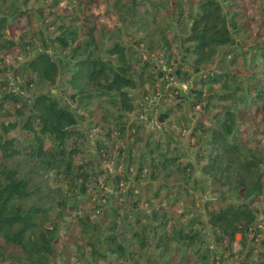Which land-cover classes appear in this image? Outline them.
I'll list each match as a JSON object with an SVG mask.
<instances>
[{
	"label": "trees",
	"instance_id": "1",
	"mask_svg": "<svg viewBox=\"0 0 264 264\" xmlns=\"http://www.w3.org/2000/svg\"><path fill=\"white\" fill-rule=\"evenodd\" d=\"M28 1L0 0V77L9 70L14 75L27 76V82L18 91L8 93L5 90L7 83L0 82V89L4 87L1 99L10 100L15 106L20 104L16 107L19 120L7 123L0 120V264H53V244L59 240L65 228L73 225L80 229L85 241L87 264L105 258L107 252L114 254L120 264H124L126 258L128 262L136 264L131 261V258H135V250L148 251L149 243L145 242L142 231L135 230L126 221L131 235L138 241L137 247L129 249L131 253L127 256L125 246L116 240L114 234L108 233L102 237L99 222L87 213L92 210L93 215H96L94 210L98 206L85 209L79 199L89 190L92 179L101 173L95 169L93 160H85L84 156L81 161L76 160L77 155L85 154L82 147L90 138L92 123L80 124L71 104L60 103L54 95L36 93L31 97L26 96V91L43 85H55L60 81L68 86L71 101L84 110L94 100H98L99 104L105 100L120 111L113 116L116 119L114 128L119 130V136H123L125 122H121L122 117L133 109L131 102L134 95L130 91L146 86L157 93L160 79L154 77L153 72L146 73L145 68H153L154 61L150 62L151 66L146 61L139 71L134 70V63L140 62L138 58L133 59L135 50L125 46L118 38L106 44L105 37H115L123 22L130 23L142 33L141 41L138 40L136 44L148 53L160 54L171 45L168 38L171 24L167 20L170 16L186 30L185 41L189 43L187 48L194 56L193 73L196 74L213 63L219 51L222 55L233 54V31L238 33L247 28L249 34L254 36L257 51L251 56L254 71L248 78L251 83H255V80L261 81L264 76L263 73L255 72L258 60H264V47L259 46L262 38L256 33L259 30L258 21L264 22V7L258 0H230L232 8L227 10L218 0H51L48 7L58 23L56 33L48 34L50 36L46 45L53 46L58 57L54 58L47 50L34 51L22 67L15 68L13 56L4 55V52L13 46L22 47L23 34L32 30L29 26L30 10L24 8ZM163 8L169 10V15L162 13ZM35 12L43 15L41 7L36 8ZM46 18L47 15L42 17ZM13 23L20 30L16 36L11 35L13 29L10 26ZM160 24H163V29H160ZM157 58L163 57L158 55ZM163 75L164 72L160 70L158 76ZM232 76L229 72L203 71L196 76L193 84H199L203 89L193 87L192 92L197 95V99H193L192 106L201 104L203 98L208 99L202 105L204 109H212L223 100L234 102L233 106L222 105L217 116L215 114L216 124L209 129V137L205 139L206 149L198 159L202 162L201 172L213 184L227 185V191L236 193L238 201L227 202L220 207L206 202L204 207L207 225L214 229L217 244L224 245L223 249L231 256L243 255L240 264H260L249 259L253 248L244 254L242 250L233 253L232 243L236 234H240L244 241L252 230L256 218L254 202L264 190V92L258 90L255 97L249 98L248 92L254 91L255 87H245ZM169 90L175 91L173 87ZM214 95L216 98L210 101ZM164 98L168 99V93ZM238 104L244 107L245 112L250 107L259 111L257 119L263 127L254 134L253 137L259 139L253 141L252 148L249 139L241 135L247 130L244 122L246 115L240 117ZM165 116L162 115L161 119ZM17 125L26 132L23 138H6L3 135ZM133 127L136 142H139L144 134L143 126L130 123L127 128L131 130ZM112 131L109 125L106 134L110 136ZM97 146L98 149L104 148V145ZM155 148H159V142ZM101 150L106 152L105 149ZM123 153L119 150L114 159L120 161ZM127 157H130L129 150ZM174 160L161 161V170L168 171L165 177L171 175V169L179 170V163L175 162L171 166ZM188 166H181L182 170ZM153 171L152 176H156L155 169ZM122 179L126 180V177L118 176L116 183ZM167 195L168 191L165 193ZM158 197L159 192L156 190L153 198ZM159 204L157 207L151 206V215L157 223L154 227L160 231L156 247L163 248V255L171 246L165 226L172 218L167 208ZM131 205L130 208L134 210L135 204ZM109 210L112 209H103V215ZM136 214L141 215L139 211ZM107 230L112 232L114 225L108 226ZM194 232L178 231L174 240L186 242L182 246L179 243L180 249L186 244L185 251H188L191 244L200 241V234H197L199 230ZM202 244L193 249L195 254L192 255L195 257L192 261H181V264H201L200 261L208 264L207 250L200 253ZM151 255L147 254L145 264H159V256Z\"/></svg>",
	"mask_w": 264,
	"mask_h": 264
},
{
	"label": "rangeland",
	"instance_id": "2",
	"mask_svg": "<svg viewBox=\"0 0 264 264\" xmlns=\"http://www.w3.org/2000/svg\"><path fill=\"white\" fill-rule=\"evenodd\" d=\"M50 1L29 0L24 5V8L30 10L29 26L32 30L26 32V35L23 34L24 45L22 47L13 46L4 52V55L13 56L15 68L22 67L24 62L29 59L30 53L32 54L34 51L42 52L47 50L54 58L58 57L56 55L58 53L54 51L55 48L46 45L50 36L48 34L50 32L56 33L55 28L58 23L57 18L51 15L52 12L48 7ZM218 1L225 10L231 7L230 0ZM258 3L261 7H264V0H258ZM38 7L43 10L42 16L35 12ZM162 13L169 15L170 12L167 8H163ZM227 14L230 15L229 13ZM46 15L47 18L42 19ZM167 20L171 24L168 33L171 45L169 49H165L160 54L157 52H154L155 55L154 53H148L144 48L142 49V46L136 44L138 40L141 41L142 33H139L136 27L130 23L123 22L118 28L119 31H115L117 32L115 37H105L106 44H109V41H113L112 39L118 38L125 46L135 50L136 54L133 59L138 58L140 62L134 63V70L139 71L142 64H145L146 61H149L148 66H151L150 62L154 61V67H147L145 70L146 73L148 71L153 72V76L160 79L158 80L157 93H153V89L146 88V86L139 87L132 90V92L130 91L134 95V100L131 102L133 109L125 112L124 117H122L121 122H125V133L123 136H119V130L114 128L116 119L113 116L120 113L119 110L110 105V103L104 102L105 100H102L100 104L98 100H94L90 107L84 110L76 105L74 101H71L69 98L70 90L64 82L59 81L55 85H43L38 89H28L26 96L33 97L36 93L54 95L59 99L60 103L71 104V108L77 115L80 124L92 123L90 125L92 126L90 138L82 147L85 154L81 155L80 153L79 156L77 155L76 160L81 161L82 156H84L85 160H93L95 169L101 173L92 179L89 190L85 194L80 195L79 199H81L85 209L92 208L94 205L98 206L94 210L96 215H93L92 210L87 213L99 222V231L102 237L108 233L114 234L116 240L125 246L127 256H130L131 253L129 249L137 247L136 243L138 241L136 237L131 235L132 232L128 229L126 221L135 230L142 231L141 234L144 236L145 242L149 243L148 251L141 250L139 252L136 249L134 252L135 258H131V261L133 260L136 264H145L147 262V254L152 253L159 256V264H181V261L186 263V261L190 262L195 257L192 255L195 254L193 249L203 243L199 249L200 253L203 250H207L208 264H240L243 261V255L233 254L231 256L229 252L223 249L224 245L219 246L215 241L214 229L207 225L204 207L206 202H211L216 207H220L227 202H237L238 195L229 193L227 185L217 186L213 184L211 179L201 172L202 162L198 159L199 155L203 154L206 149L205 139L209 137V129L216 124L217 118H215V114L217 116L222 105L232 104L233 106L234 102L223 100L217 102L212 109H204L202 105L208 99L203 98L201 104L192 106L193 99H197V95L192 92V89L193 87L203 89L199 84L193 86L197 75L203 71L206 73L219 71L233 74V79L237 83L239 81L245 87L253 85L255 88L254 91L250 90L248 92L249 98L255 97L254 95L258 90L264 92V86L262 85L264 76L261 81L255 80V83H251L250 79H248L249 75L254 71L251 65V56L257 52L254 47L255 39L254 36L249 34L247 28L240 30L238 33L233 31L235 37V43L231 46L233 54L222 55L219 51L213 63L205 66L203 71L194 74V56L187 48L189 43L185 41L186 30L178 26L170 16L167 17ZM261 21H258L259 30L256 33L260 39L262 38V44L259 45L262 48L264 47V22ZM10 27L13 29L11 35L16 36L20 31L17 30L18 26L13 23ZM159 27L160 29L164 28L163 24H160ZM62 55L63 51L60 52L61 57ZM158 55L163 58H157ZM160 70L164 72L163 77L158 76ZM255 72H260L264 75V60H258ZM26 79V75H14L13 71L9 70L0 77V82L7 83L5 90L9 93L18 91L20 86L25 85ZM170 87H173L175 91L169 90ZM3 88L1 87L0 89L1 96H3ZM167 93L168 99L164 98ZM1 98L0 120L5 123L19 120L20 118L16 116V107L20 104L18 103L15 106L12 101H3ZM215 98L216 96L213 99L210 98V101ZM238 107L240 117L243 114L246 115L244 122L247 130L241 135L249 139L248 142L252 148L255 143L253 141L257 139L253 137L254 134L258 133L263 127L257 119L259 111H256L255 107H250V110L245 112L241 104H238ZM140 113L145 119L142 120L139 117ZM81 114H83V117ZM162 115H166L164 119H161ZM219 116L221 115L219 114ZM130 123L142 124L143 126L144 134L139 139V142H136L134 127L131 130L127 128ZM109 125L113 129L110 136L106 134ZM0 133H2L1 130ZM3 135L6 138L18 137L21 139L26 135V132L21 131L17 125L15 129ZM157 142H159V148H155ZM97 145H104V148L102 147L101 149H105L106 152L98 149ZM119 150L124 152V157L121 156L123 159L117 161L114 157L117 156ZM128 150L130 151V157L125 158ZM163 153L165 154L163 155ZM144 154L145 156L143 157ZM167 159H175L173 163H170L171 166L177 162L180 167L179 170L171 169V175L165 177V173L168 171L161 170V161ZM184 165L189 166L182 170L181 166ZM153 169H155L156 176H152ZM121 175L125 176L126 180L122 179L116 183L118 176ZM96 185H98V188ZM156 190L159 192V197L153 198V192ZM167 191L169 195L165 196ZM131 204H135L134 210L130 208ZM158 204L167 208V213H170L172 218L165 226L169 235L167 237L171 239L169 242L171 246L167 250L168 252H164L163 255H161L163 248L156 247L160 231L159 228L154 227L157 223L152 219L151 215V206L156 205L155 207H157ZM136 208L137 210H135ZM103 209L112 210L103 215ZM254 210L256 218L252 230L247 234L244 241L240 234L235 235V240L232 243V252L242 250L244 254L253 248L249 259L264 264V190L255 200ZM99 211L100 213H98ZM137 211L141 215L136 214ZM110 225H114L112 232L107 230ZM75 226L65 228L59 240L53 244L55 245L53 264H87L88 254L85 252V241L81 237L80 229ZM195 230H199L197 234H200V241L197 240L191 244L187 248L188 251H185L186 244L183 249H180L179 243L182 246V243L186 242L178 243L174 240L178 235V231L194 234L196 233L194 232ZM128 261L129 259L126 258L124 264H133ZM119 262L114 254L107 252L105 258L91 264H120ZM200 263L205 264L201 261Z\"/></svg>",
	"mask_w": 264,
	"mask_h": 264
},
{
	"label": "built area",
	"instance_id": "3",
	"mask_svg": "<svg viewBox=\"0 0 264 264\" xmlns=\"http://www.w3.org/2000/svg\"><path fill=\"white\" fill-rule=\"evenodd\" d=\"M139 117H140L142 120L145 119L144 116H143L141 113L139 114Z\"/></svg>",
	"mask_w": 264,
	"mask_h": 264
}]
</instances>
